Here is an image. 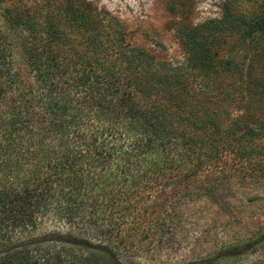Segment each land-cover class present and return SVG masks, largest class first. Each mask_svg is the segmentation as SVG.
<instances>
[{
	"label": "trees",
	"instance_id": "obj_1",
	"mask_svg": "<svg viewBox=\"0 0 264 264\" xmlns=\"http://www.w3.org/2000/svg\"><path fill=\"white\" fill-rule=\"evenodd\" d=\"M33 5L3 7L0 22V36L17 31L18 48L13 56L0 44V103H12L18 125L30 119L21 61L40 104L33 130L27 120L25 134L0 143V264H122L118 255L137 245L136 234L119 230L121 212L132 206L121 204L122 197H136L141 183L169 187L182 180L206 196L228 176L222 165L264 155L258 141L264 109L231 110L236 95L221 88L206 56L190 59L187 72L158 62L157 71H143L147 53L126 41L107 12L86 0ZM232 23L236 30L246 26V36L258 31L252 44L264 46V5ZM255 83L264 91V68ZM45 219L66 230L33 234ZM217 245L208 257L181 264L262 252L264 228ZM244 264H264V254Z\"/></svg>",
	"mask_w": 264,
	"mask_h": 264
},
{
	"label": "rangeland",
	"instance_id": "obj_2",
	"mask_svg": "<svg viewBox=\"0 0 264 264\" xmlns=\"http://www.w3.org/2000/svg\"><path fill=\"white\" fill-rule=\"evenodd\" d=\"M43 1L0 0V22H3V7L21 11ZM62 1L47 0L55 6ZM86 1L97 10L114 17L125 30L126 41L147 53L148 58L142 63L141 70H152L150 67H155L154 63L158 62L168 63L171 67L183 66L184 72H187L192 70L190 65V70L186 68L190 59L206 56L211 61L209 67L214 71L221 88L233 91L236 95L237 104L231 110L246 104L250 111L264 109V91H260L261 87L255 83L256 76L264 68V46L254 47L252 44L260 34L252 31L246 36V26L237 30L232 27L235 22L232 23V20L238 21L262 8L264 0ZM15 34L17 31L10 36H0V44L7 43L6 54L18 56V48L14 47ZM47 53L57 56L54 49ZM17 66L21 69L24 88L31 90L26 94L32 107L30 119L26 121L30 120L28 127L33 130L40 117V104L36 102L37 84L24 62H18ZM154 70L158 69L155 67ZM11 72L16 70L12 68ZM6 102L0 103V133L12 135L7 139L0 137L2 145L11 143L14 134H25L27 126L26 121L18 125L12 103ZM258 141L264 145V138ZM232 163L229 161L227 167L222 165L227 174L229 171L228 176L220 180V186L216 189L208 190L206 196H196L197 186L182 180V184L169 187L157 186L154 181L146 185L141 183L139 191L134 193L137 198L122 197L121 204L131 203L132 206L130 204L131 207L121 212L119 230L121 234L129 236L136 234L134 239L137 245H134L135 249L129 247L128 252L119 254V261L122 264H181L183 260L208 257L218 248L219 240L242 241L263 229L264 155L253 157L251 162ZM201 176L208 180L207 173H201ZM41 225L37 226L33 234H41L45 228L66 230L60 225L57 227L50 219H45ZM143 229L145 231L141 232ZM149 230L151 232L146 233ZM263 254L264 251L257 252L242 259L216 264H244ZM105 264H112V261L107 260Z\"/></svg>",
	"mask_w": 264,
	"mask_h": 264
}]
</instances>
